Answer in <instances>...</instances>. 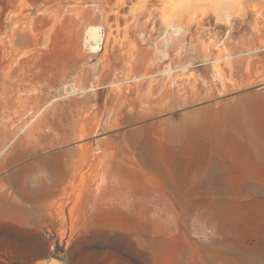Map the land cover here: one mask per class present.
Returning <instances> with one entry per match:
<instances>
[{"label":"rangeland","instance_id":"rangeland-1","mask_svg":"<svg viewBox=\"0 0 264 264\" xmlns=\"http://www.w3.org/2000/svg\"><path fill=\"white\" fill-rule=\"evenodd\" d=\"M0 25V264H264V0H0Z\"/></svg>","mask_w":264,"mask_h":264},{"label":"bare ground","instance_id":"bare-ground-1","mask_svg":"<svg viewBox=\"0 0 264 264\" xmlns=\"http://www.w3.org/2000/svg\"><path fill=\"white\" fill-rule=\"evenodd\" d=\"M23 18H21L20 20L16 21L15 27L11 33V37L14 38V40H18L19 42H23L26 43L27 40L29 41V39L33 38L31 36V34L28 32V30H26L25 26L21 25V21ZM1 31H2V25H0V35H1ZM175 31V30H174ZM88 34H89V49L92 51H96L97 49H99L100 47V30L98 27H90L88 29ZM15 40V41H16ZM26 40V42H25ZM8 42L5 38L0 37V47H2L3 49V56L4 58H13L14 56V50H8L5 46V43ZM18 43V42H17ZM20 44V43H19ZM18 47V44H16ZM22 46V45H21ZM133 49L130 51V56H131V60L133 61ZM218 59V58H217ZM46 160V159H45ZM44 161V159H43ZM45 162V161H44ZM54 168V167H53ZM212 169V168H211ZM209 172V171H208ZM68 174V173H67ZM64 175V174H63ZM215 175V174H214ZM214 175L212 176L211 174L208 176V180L206 182V190L207 192H213L216 194H226L229 193V188L228 186H224L221 182H218L217 180H215ZM13 179L16 181V179L19 181L18 178V174H14L13 175ZM20 184L23 183V179L19 181ZM25 182V181H24ZM198 183V182H197ZM202 184V183H201ZM262 185V184H261ZM197 187V186H196ZM200 188V187H199ZM262 188V187H261ZM201 189V188H200ZM248 190V189H247ZM199 191V190H198ZM249 192L252 193H258L260 190L258 187L256 186H251L249 187ZM201 192V191H200ZM32 193V191H31Z\"/></svg>","mask_w":264,"mask_h":264},{"label":"built area","instance_id":"built-area-1","mask_svg":"<svg viewBox=\"0 0 264 264\" xmlns=\"http://www.w3.org/2000/svg\"><path fill=\"white\" fill-rule=\"evenodd\" d=\"M46 237L48 239H52L53 238V233L50 231V230H46V233H45Z\"/></svg>","mask_w":264,"mask_h":264}]
</instances>
